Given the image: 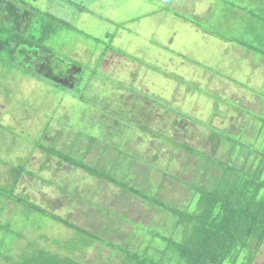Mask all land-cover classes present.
<instances>
[{"label": "rangeland", "instance_id": "374dc122", "mask_svg": "<svg viewBox=\"0 0 264 264\" xmlns=\"http://www.w3.org/2000/svg\"><path fill=\"white\" fill-rule=\"evenodd\" d=\"M26 1L30 7L62 21L59 32L49 42L50 50L61 60L51 63L49 74L62 76L66 70L73 69L64 79L74 81L72 74L76 67L73 64L82 63L85 72L81 74L85 79L88 77L86 91L93 100L100 96L101 103L92 102L95 107L87 106V102H82L69 90L10 66L7 56L0 58V185L9 186L13 182L3 161L16 164L27 160V169L33 174L21 179L16 190L19 196L125 246L142 227L144 230L159 228L169 234L175 219L172 215L169 217L166 210L127 193L120 186L75 169L60 158L48 160L33 142L40 140L47 128L43 141L53 143L55 136L61 134L57 146L65 151L66 145L72 143L73 129L85 133L84 136L87 132L97 135L95 126L103 124L104 118H110L107 113H129L131 118L144 120L147 130L132 128L119 140L124 141L122 148L144 162L137 160L132 166V156L120 152L119 158L111 150L103 157L105 162L97 164L100 151L105 150L103 143L98 145L101 150L97 147V151L89 154V159L105 170H113L112 164L119 160L117 172L121 178H128L127 183L184 209L186 200L190 201L191 197L187 183L203 159L194 157L189 162V152L175 149L158 136L151 138V131L171 132L173 138L187 140L216 159L225 157L229 146L216 147L209 139L214 131L203 123H211L215 129L231 132L236 137L243 131L241 128H247L246 136L255 141L258 133V125H255L260 123L257 115L264 117V98L257 94L260 89L264 92V61L255 62L253 53H246L236 44L212 36L170 12L205 19L216 0ZM256 1L247 3L256 6ZM110 34L113 37L108 39ZM96 38L102 42H97ZM27 52L22 51V55L31 57ZM192 59L217 72L208 71ZM94 69L99 72L95 74ZM71 81L64 82L72 87ZM132 88L151 93L155 100L139 108L134 104ZM209 94H216L222 100L212 99ZM75 142L73 147L83 145L81 147L87 149V141ZM257 146L261 149L263 145ZM6 204L4 216L16 221L13 226L16 231L26 228L28 238L11 239L12 236L3 237L6 230L0 232V238L6 239L8 246L11 244L10 250L14 253L28 240L39 241L43 236L42 247L54 249V240L67 241L75 234V230L28 207L15 206L13 202ZM122 215L126 219L123 220ZM34 233L40 234L39 237ZM140 239L138 236L135 243ZM3 248L0 246L1 250ZM80 255L86 261L101 264L112 256V250L95 243ZM0 264L9 263L0 259ZM255 264H264V246Z\"/></svg>", "mask_w": 264, "mask_h": 264}, {"label": "trees", "instance_id": "16d2710c", "mask_svg": "<svg viewBox=\"0 0 264 264\" xmlns=\"http://www.w3.org/2000/svg\"><path fill=\"white\" fill-rule=\"evenodd\" d=\"M247 1L216 0L205 19L189 18L169 10L178 17L193 22L212 36L230 41L246 53H253L255 62L264 61V0H257L256 6L252 3L248 4ZM61 24L62 21L48 13L30 7L26 0H0V58L7 56L10 66L19 68L27 75L40 80L46 79L58 87L69 90L79 100L87 102V106L95 107L92 102L100 105V96L93 100L86 91L88 77L85 79L84 74H81L85 72L82 63L73 64L76 67L72 74L76 79L74 81L69 78L64 79L73 69L66 70L62 76L49 74L52 69L51 63L61 60L49 47V42L59 32ZM112 37V34L107 36L108 39ZM95 40L102 42L99 38ZM22 51H28L27 53L32 56H23ZM192 60L199 66L207 67L208 71L217 72L213 70L215 68L212 69L197 60ZM69 66L71 67V64ZM92 71L95 74L99 72L96 69ZM167 75L169 76L168 73ZM63 80L71 81L73 86L71 87ZM84 87L85 89H82ZM133 92L135 93L133 101L138 107L150 100H155L149 92L140 89H135ZM257 94L264 98V92L261 89L257 90ZM209 95L217 101L222 100L216 94ZM114 109L115 105L110 110ZM121 114L107 113L110 118L103 119V124H99L101 129H98L100 127L98 124L95 126L97 135L87 132V136H84L85 133H78V129L76 131L73 129L75 134L72 143L66 145L67 147L64 146L65 151L58 149L57 146L61 134L55 136L53 143L43 141L48 133L47 128L43 130L42 138L33 144L36 149L46 154L48 160L52 157L60 158L75 169L120 186L127 193L141 197L146 202L166 210L169 217L172 215L175 219V225L173 229H170L171 234L159 228L144 230L142 227L141 230H136L138 232L135 231L129 243L126 241V246L104 239L97 233L79 227L72 221L32 202L29 198L19 196L16 190L21 179L33 173L27 169V160L24 162L20 160L16 164L5 160L3 162L9 168V177L13 182L9 186L0 185V232L7 231L3 237L12 236V239L18 236L19 239L22 238L21 240L28 239L25 233L26 228L23 227L21 233L16 231V227H13L16 221L4 216L8 202H13L15 206L23 205L32 212H38L51 220L60 222L68 229L75 230V234L67 241L54 240V249L42 247L40 242L43 236L40 240L36 238L39 241L28 240L22 249H16V253L10 250L11 244L8 246L6 239L0 238V246L4 247L3 250L0 249V259L9 264H97V262L86 261L80 253L93 247L95 243H100L112 250V256L101 264H255L264 246V117L257 115L260 123L255 125H258L255 141L246 136L247 128H241L243 131L238 133L240 136L237 135V138L231 132L215 129L211 123H203L214 131L210 133L209 139L215 143L216 147L223 144L226 147L229 146V152H225V157L217 159L209 152L202 151L199 146L193 147L187 140L179 141L173 138L171 132L164 133L158 129L151 131V138L158 136L160 140L164 139L175 149L189 152V162H192L194 157L203 159L201 166H197L198 168L194 170L192 180L187 183L191 197L190 201L186 200V207L183 209L179 205L159 200L156 195L147 190L127 183L128 178H121L117 172L120 168L119 160L112 164L113 170H105L89 159V154L97 151V147L101 150L102 148L99 149L98 145L103 143L105 150L100 151L101 157L96 159L97 164H103L102 161L105 162L103 157H106L111 150L115 151L116 157L119 158L120 152L127 153L128 157L132 156L134 159L130 162L132 166L137 160L144 162L141 157L122 148L124 141H120L119 138L123 140L124 134L132 128L145 129V121L137 117L131 118L129 113ZM87 130H90L89 127ZM75 140L78 141L75 142ZM85 141H87V149L81 147L83 145L73 147L75 145L73 142L84 144ZM257 145H260L261 149ZM11 152L12 149L9 155ZM63 190L70 193V190L65 187ZM124 216H121L123 220L126 219ZM39 235L36 234V237ZM138 236L141 239L135 243ZM135 244L137 245L134 246Z\"/></svg>", "mask_w": 264, "mask_h": 264}]
</instances>
